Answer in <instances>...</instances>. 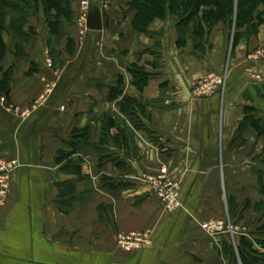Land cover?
Masks as SVG:
<instances>
[{
    "label": "crops",
    "instance_id": "0c3cea01",
    "mask_svg": "<svg viewBox=\"0 0 264 264\" xmlns=\"http://www.w3.org/2000/svg\"><path fill=\"white\" fill-rule=\"evenodd\" d=\"M117 7L105 12L111 31L103 26L85 33L100 52L89 45L82 53L76 44L67 54L63 46L73 37L65 35L63 24L60 49L52 52L62 62L56 67L43 63L51 60L43 18L42 34L31 36L24 59L15 56L22 38L10 37L1 61L4 71L13 70L8 95H0V158L18 167L9 174L0 207V264H241L242 239L264 253V137L248 124L237 131L247 117L264 121V61L249 67L243 59L247 50L239 46L243 53H235L225 70L224 44L218 43L227 42V35H210L216 50L200 58L190 33L177 49L175 17L155 20L148 40L131 32L133 12L126 18ZM154 42L158 66L147 52ZM38 58L40 66H33ZM135 65L148 75L142 90L129 73ZM224 70L229 79L223 94L193 95L203 75ZM119 75L123 95L137 104L125 115L117 101L107 100ZM103 113L107 120H122L120 128H109L105 156L97 146ZM73 149L81 177L55 161L58 151ZM163 170L178 187L181 207L172 212L142 180ZM66 182L75 186L70 200L59 194ZM227 199L233 212L239 210L233 217L236 232L211 236L202 223L230 220ZM243 203L248 211L240 212ZM132 231H149L151 244L133 252L119 249L117 233ZM254 264H264V258Z\"/></svg>",
    "mask_w": 264,
    "mask_h": 264
},
{
    "label": "trees",
    "instance_id": "16d2710c",
    "mask_svg": "<svg viewBox=\"0 0 264 264\" xmlns=\"http://www.w3.org/2000/svg\"><path fill=\"white\" fill-rule=\"evenodd\" d=\"M125 6L128 12H133L131 26L134 31L142 34L148 33V28L155 20H164L167 16L176 17L178 36L176 46L178 48L184 47L186 44L185 37L190 33L194 42V51L199 53L203 51L202 42H204L206 35L219 23L228 30L232 29V35L229 32L228 38L232 36L234 46L239 40L250 36L249 30L256 19L264 22V16H262L264 15V0H131ZM71 7L69 0H0V63L7 53L3 37L6 29L14 33V37L22 38V43L15 44V56L17 59H22V54L20 55L18 51L29 44L30 40V34L23 31L28 22L27 18L39 12L44 15L43 19L49 43L51 39L60 35L63 24L72 23L74 13ZM259 8H262V10L259 11ZM6 9L14 11L15 14L8 21L5 17ZM183 13L185 15H181ZM190 24L194 28H190ZM66 41L68 44L67 53L72 55L75 43L70 38H67ZM12 70L13 67L11 66L4 71L0 64V95H8ZM129 73L133 85L142 90L148 75L137 66H133ZM122 86L123 79L119 76L117 86L109 90L107 100L109 102L119 100V108L121 112L123 111L126 114L127 110L132 108V105H130L132 101L131 98L123 95ZM116 123H118L116 120H107L106 127L111 128ZM247 124L257 134L264 137V121L247 117L239 125L237 131L240 132ZM75 155H77V151L74 149L69 152L58 151L55 161L57 164L62 165L65 171L69 170L81 177V159L78 156L77 161L74 160ZM74 187V182L59 185L60 197L68 200L73 199L76 196ZM67 204H69V201ZM262 247L264 248V244ZM237 253L241 264H254L264 258L261 255L260 259V255L252 249L251 243L245 239L241 240L240 245L237 247Z\"/></svg>",
    "mask_w": 264,
    "mask_h": 264
},
{
    "label": "rangeland",
    "instance_id": "374dc122",
    "mask_svg": "<svg viewBox=\"0 0 264 264\" xmlns=\"http://www.w3.org/2000/svg\"><path fill=\"white\" fill-rule=\"evenodd\" d=\"M69 1H70L71 6H72L71 10L73 11V9H74V11H73V13H74L73 14V21H72L71 24H66L65 23L66 24V25H64L65 29H63L62 31L65 33V35H72L73 38H70V39H72L74 41V43H75L74 49L76 47V44L81 45L82 53L83 52L85 53L89 49L88 48L89 45L90 46L93 45L94 47L96 45L97 48H95V49L98 52H100V48H99V45L97 44V42L93 41V44H92L90 42L92 40H90L88 37L85 36V33H87V29L85 28V15H86V12H85V9L82 8L83 7V3L82 2H84V0H69ZM96 1H97V4L99 5V7L101 9V12H102L104 29L108 28L107 30L111 31V27H106V26H108V24L106 23L107 20H105V12L109 11V8L112 7L113 5H115V7L118 6L117 7L118 10L119 11L121 10V13H123L126 16V18L129 17V13L130 12H128V10H127L125 5L128 2H130L131 0H96ZM126 1H128V2H126ZM261 10H262V8H259V11H261ZM181 15H185V13H183ZM14 16H15L14 11L9 10V9L5 10V17L7 18V21L10 18L14 17ZM43 16L44 15L41 12H39V13L30 15L27 18L28 22L25 25V27L23 28V31L25 33H27V34H30V40H31V36H36V35L41 36L42 30H41V26L39 25V22L43 18ZM262 16H264V15H262ZM169 17H171V16H167L164 20H158V21L165 22L166 19L169 18ZM175 19H176V17L174 18V21H175ZM259 20L260 19H256L254 21L253 25L251 26V29L249 30V33H250L249 35L250 36L247 37V38L239 40L234 46H233L232 36L231 37L229 36V39H228L227 42L218 43L219 45H221V44L223 45L224 44L223 64L225 65V70H226V67H228L231 64V61L235 59V53L237 54L241 50L240 48H238L239 46H243L245 48V49L243 48V50H247L245 52V55H243V59L245 58L244 60H248L250 62V66L249 67L253 66V67L257 68V65H260L264 61V22L259 21ZM176 21H177V19H176ZM32 22H33V26H29V23H32ZM194 26H195V24H194ZM28 27L30 28L29 30H28ZM130 28H131V32H133L134 34H138V32L134 31L133 27L131 26V23H130ZM190 28H194V27H192V24H190ZM118 30L119 29H117V31ZM229 32L232 35V29L228 30L221 23L215 25L211 29L210 33L208 35H206V37L204 39V42H202V45L204 46L203 47V51L200 52V53L194 51L195 55L197 57H200V58H202L203 56L209 55V54L211 55L212 54L211 52H214V50H216V43L215 42H211L210 43L209 42V36L210 35H214V34H221L222 33L223 35H227V37H228V33ZM13 34L14 33L9 31L8 29H6V32H5L4 36H3L5 44H6V48H7V44L10 43V37L14 36ZM139 34H142V33H139ZM47 35H48V33H47ZM152 35H153V32H150L149 30H148V33L143 34V36H145L144 39H146V36H148V38H147L148 40L152 39L151 38ZM61 38H62L61 36L60 37L58 36V37H56L54 39H51L50 42L48 43V37H47L46 42H45L46 43V48H47L46 50L48 51L49 57H50L51 60L47 59V60L43 61V63L45 65H48V66L52 65V67L53 66L56 67L58 65H62V62L60 61V59L55 58V57H54L55 58L54 59L53 58L54 55L52 54V52L54 53V52L58 51V49H60L59 46L61 45V40H60ZM67 38L69 39V37H67ZM224 39H226V38H224ZM251 40H252V48L249 49L248 45H250V41ZM102 42L101 43L104 46V44H106V43H105L104 40H102ZM36 44H38V43H36ZM36 44L34 43L33 45L37 46ZM67 45L68 44H67V41H66L65 45L63 46L64 47L63 49L65 50V52H67V47H68ZM133 47H135L134 49H138V52H140L141 48H140L139 45H135L133 43ZM24 48L25 47H22V49L20 51H18V52H20V55L22 54V59H24V57H26V55H24L25 52L23 51ZM103 49H105V48H103ZM177 49H179V48L177 47ZM92 50H94V49L92 48ZM193 50H195L194 49V42H193ZM145 51L146 50H143V52H145ZM90 52H91V49H90L89 52H87V54H89ZM147 52H149V53L151 52V54H152V55H149L150 61L153 59L150 63H152V64L156 63V65L158 66L159 65L158 64V58L156 59V58L153 57V54H155L156 52H158V54H160V50H159V47H158L157 43H155V42L152 43L151 46H149V49H148ZM242 53H243V51H242ZM151 57H152V59H151ZM41 62H42V60L40 58H38V62H37L38 64H33L32 63V65L33 66L34 65L40 66ZM145 62H146L147 65H152L150 63H147L146 60H145ZM134 63H138L137 58H135ZM130 69H132V67ZM225 70L223 71V73H225L226 76H227L226 82H225V86L227 87V83H228V79H229V77H228L229 73H228V71H225ZM214 74H218V73H214ZM117 77L115 79L116 80L115 84H114L115 86H117V79H118ZM203 77H204V75L201 78H203ZM200 79L196 82L195 86L199 83ZM2 96H3V98L5 97L4 95H2ZM131 101H132V103L130 105H136L137 106V104H135L134 100L131 99ZM117 102H119V100H117ZM128 111L129 110H127V113H128ZM120 113L125 115V113L123 111L121 112V110H120ZM107 118H108V116H106V114H104V113L101 114L99 116V123H98L99 137H98L97 146H98L99 154H101L102 156H105V154L107 152V150L105 148L109 146V141L112 138L111 134H109V132H110L109 128L106 127ZM118 118L117 119L115 118V120L118 121ZM120 121L122 122L121 118L119 119L118 123L115 124V126L118 127V128H120L119 127L120 126ZM131 125L133 126L134 129H139L140 128L139 127L140 125L136 121L134 122V121L131 120ZM106 134H108V137L106 136ZM103 159H105V158L103 157ZM148 176L149 175H145V177H148ZM145 179L146 178H143L142 180L144 181ZM148 185L153 189V187L150 184H148ZM226 201H227L226 202V211H227L228 215L231 216L230 217L231 219L230 220L226 219L225 222H223V221L221 222V221H217V220L208 221L209 223H213L215 226H218V223H221L223 225V228H224V231L220 232L222 234L223 233H228V232H230V230H231L230 233L236 232V229L234 228L235 226H234V223H233L234 222V220H233L234 218L233 217L237 216V213L239 211V210H235L236 213L234 214L235 211L233 212V203H231L228 199ZM242 206H245V207L244 208L242 207V211H240V212L248 211V207H249L248 203H243ZM132 232H149V231H132ZM120 233H122V232H120ZM128 233H130V232H128ZM118 234L119 233H117V235H116V245H117V236H118ZM217 234H219V233H217ZM150 235H151V233H150ZM214 235H216V234H214ZM257 254H258V251H257ZM263 254L264 253L260 252L258 255H263ZM259 257L261 258V256H259Z\"/></svg>",
    "mask_w": 264,
    "mask_h": 264
},
{
    "label": "built area",
    "instance_id": "2783aa9c",
    "mask_svg": "<svg viewBox=\"0 0 264 264\" xmlns=\"http://www.w3.org/2000/svg\"><path fill=\"white\" fill-rule=\"evenodd\" d=\"M89 2L90 0H84V2H82V8H84L86 12L85 21L89 10ZM226 78L227 76L225 73L205 74L204 77L200 79L199 83L192 89L193 95L196 98H209L214 96L216 93L223 94L226 88ZM16 167H18L17 161H6L0 158V207L4 205L6 200L9 174ZM161 174V176L157 177L144 176L143 178H146L144 180L145 183H148L153 187L157 198L164 204L165 209L168 212H172L181 207L178 187L164 178V170L161 171ZM202 228L211 236L224 231L221 223H218V226L209 222L203 223ZM150 244V232L119 233L117 236V246L125 252L139 251L148 247Z\"/></svg>",
    "mask_w": 264,
    "mask_h": 264
},
{
    "label": "water",
    "instance_id": "95a60500",
    "mask_svg": "<svg viewBox=\"0 0 264 264\" xmlns=\"http://www.w3.org/2000/svg\"><path fill=\"white\" fill-rule=\"evenodd\" d=\"M85 28L93 32H99L103 29L102 12L95 0H90L89 2Z\"/></svg>",
    "mask_w": 264,
    "mask_h": 264
}]
</instances>
